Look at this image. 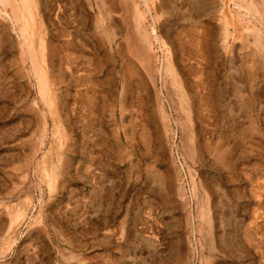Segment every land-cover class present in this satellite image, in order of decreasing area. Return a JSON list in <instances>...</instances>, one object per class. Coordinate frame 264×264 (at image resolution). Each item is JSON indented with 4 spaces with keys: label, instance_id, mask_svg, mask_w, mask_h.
<instances>
[{
    "label": "rangeland",
    "instance_id": "rangeland-1",
    "mask_svg": "<svg viewBox=\"0 0 264 264\" xmlns=\"http://www.w3.org/2000/svg\"><path fill=\"white\" fill-rule=\"evenodd\" d=\"M0 264H264V0H0Z\"/></svg>",
    "mask_w": 264,
    "mask_h": 264
},
{
    "label": "bare ground",
    "instance_id": "bare-ground-1",
    "mask_svg": "<svg viewBox=\"0 0 264 264\" xmlns=\"http://www.w3.org/2000/svg\"><path fill=\"white\" fill-rule=\"evenodd\" d=\"M256 12V11H255ZM135 26V25H134ZM140 33V32H139ZM143 34V33H142ZM256 35V34H255ZM148 62V61H147ZM167 67H170V66H167ZM151 69V68H150ZM171 70V69H170ZM176 78V77H175ZM186 100H187V98H186Z\"/></svg>",
    "mask_w": 264,
    "mask_h": 264
}]
</instances>
